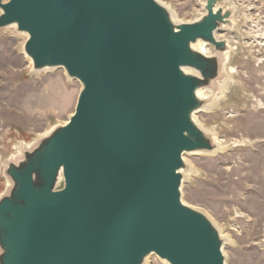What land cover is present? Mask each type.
Here are the masks:
<instances>
[{"label":"water","instance_id":"water-1","mask_svg":"<svg viewBox=\"0 0 264 264\" xmlns=\"http://www.w3.org/2000/svg\"><path fill=\"white\" fill-rule=\"evenodd\" d=\"M229 2L176 24L156 0H0V29L27 35L34 71L82 84L68 123L6 166L0 264H226L219 229L182 200L181 171L186 154L217 149L194 116L211 99L198 92L227 79L215 34L233 26Z\"/></svg>","mask_w":264,"mask_h":264},{"label":"rangeland","instance_id":"rangeland-1","mask_svg":"<svg viewBox=\"0 0 264 264\" xmlns=\"http://www.w3.org/2000/svg\"><path fill=\"white\" fill-rule=\"evenodd\" d=\"M159 1L179 24L205 15L206 0ZM230 2L236 7L233 26L217 34L230 42L226 76L233 84L225 100L196 116L230 147L186 154L191 175L181 193L223 234L226 264H264V0ZM27 39L15 27L0 29V199L8 191L7 164L21 147H34L68 122L82 91L64 69L34 71L24 50ZM222 97V90L211 92L209 106ZM146 264L168 263L152 255Z\"/></svg>","mask_w":264,"mask_h":264},{"label":"bare ground","instance_id":"bare-ground-1","mask_svg":"<svg viewBox=\"0 0 264 264\" xmlns=\"http://www.w3.org/2000/svg\"><path fill=\"white\" fill-rule=\"evenodd\" d=\"M9 1V0H8ZM8 1H3V3H7ZM157 2H159L160 4H162L163 6H165L163 3H161L159 0H156ZM229 1H232V0H229ZM234 1V0H233ZM165 7H167V6H165ZM229 7H232L234 10H235V12H236V7L233 5V4H231V2H229ZM244 12V11H243ZM176 24H179L178 22H175ZM12 27H14V26H12ZM215 37H216V39L217 40H219V36H218V34L216 33L215 34ZM238 39V38H237ZM28 40V39H27ZM226 40V39H225ZM227 42H228V44H229V48H230V51H228L226 54H225V56H224V60L228 63V60H229V57H230V54H231V47H230V42H229V40H226ZM193 49H195V50H197V51H199L200 53H202V54H204V55H206V56H214L215 54L213 53V50H212V48H211V46L209 45V44H207V43H205V42H203V41H198L196 44H194L193 45ZM32 63V62H31ZM227 63H226V66H227ZM225 70L227 71V69L225 68ZM230 70V69H229ZM188 73H193V72H188ZM193 74H195V73H193ZM232 74V71L230 70V75ZM232 82H230V79H229V76H227V79H226V82L224 83V85H222V87H221V90H222V94H223V97L216 103V104H214L212 107H211V105L210 106H207V107H204V108H202L198 113H201V112H206V111H208V110H210V109H212L213 107H215V106H217L218 104H220L221 103V101H223V100H225L226 99V97L227 96H225L227 93H228V91H229V89L232 87ZM198 95H199V97L200 98H202V99H208V98H211V92L209 91V90H206V89H202V90H200L199 92H198ZM197 113V114H198ZM197 114L194 116V120H195V122L197 123V125L198 126H200L205 132H207V133H209L211 136H212V138H213V141H214V143L217 145V149L215 150V151H213L212 153H210V154H215V153H218V152H220V151H225L226 149H228L230 146L229 145H227V144H225V142L224 141H222L221 139H219L218 138V135L215 133V132H210V131H208V130H206V129H204L199 123H198V121H197ZM68 122H66L64 125H66ZM189 156H192V155H195L194 153H190V154H188ZM184 161H185V163L187 164V161L185 160V158H184ZM188 166H189V164H188ZM190 172V166H189V169L187 170V169H185V170H182L181 171V173H182V175H183V177H184V179H187L190 175H191V173H189ZM183 179V180H184ZM201 212V211H200ZM221 233V232H220ZM221 237L222 238H224V236H223V234L221 233Z\"/></svg>","mask_w":264,"mask_h":264}]
</instances>
